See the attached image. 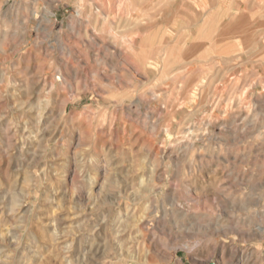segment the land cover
<instances>
[{
  "label": "rangeland",
  "instance_id": "obj_1",
  "mask_svg": "<svg viewBox=\"0 0 264 264\" xmlns=\"http://www.w3.org/2000/svg\"><path fill=\"white\" fill-rule=\"evenodd\" d=\"M0 264H264V0H0Z\"/></svg>",
  "mask_w": 264,
  "mask_h": 264
},
{
  "label": "bare ground",
  "instance_id": "obj_2",
  "mask_svg": "<svg viewBox=\"0 0 264 264\" xmlns=\"http://www.w3.org/2000/svg\"><path fill=\"white\" fill-rule=\"evenodd\" d=\"M216 5H217V4H216ZM212 6H213V5H212ZM214 6H215V5H214ZM215 7H216V6H215ZM219 7H220V6H219ZM215 9H216V8H215ZM218 12H219V9H218ZM188 13H189V12H188ZM224 13H225V12H224ZM213 15H214V14H213ZM213 15H212V16H213ZM216 15H218V13H217ZM175 16H176V15H175ZM210 17H211V16H210ZM215 17H216V16H215ZM173 18H174V17H173ZM210 20H211V19H210ZM196 21H197V20H196ZM212 21H213V20H212ZM182 45H183V44H182ZM135 53H136V52H135ZM135 53H134V54H135ZM136 54H137V53H136ZM137 59H138V58H137ZM139 60H140V59H139ZM152 60H154V59H152ZM141 61H143V64H144V63H149V62H150L149 60H144V59H142ZM162 61L165 62L164 59H163Z\"/></svg>",
  "mask_w": 264,
  "mask_h": 264
}]
</instances>
